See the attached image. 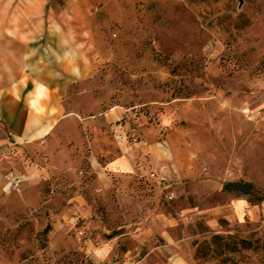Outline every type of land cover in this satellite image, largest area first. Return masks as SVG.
<instances>
[{
  "label": "rangeland",
  "instance_id": "1",
  "mask_svg": "<svg viewBox=\"0 0 264 264\" xmlns=\"http://www.w3.org/2000/svg\"><path fill=\"white\" fill-rule=\"evenodd\" d=\"M74 2L90 75L0 132V264H264V0Z\"/></svg>",
  "mask_w": 264,
  "mask_h": 264
},
{
  "label": "crops",
  "instance_id": "2",
  "mask_svg": "<svg viewBox=\"0 0 264 264\" xmlns=\"http://www.w3.org/2000/svg\"><path fill=\"white\" fill-rule=\"evenodd\" d=\"M0 0V132L17 141L51 131L62 114L57 86L90 75L91 30L75 0Z\"/></svg>",
  "mask_w": 264,
  "mask_h": 264
},
{
  "label": "built area",
  "instance_id": "3",
  "mask_svg": "<svg viewBox=\"0 0 264 264\" xmlns=\"http://www.w3.org/2000/svg\"><path fill=\"white\" fill-rule=\"evenodd\" d=\"M7 182L11 188L17 189L20 187L22 180L18 175L11 173L7 176Z\"/></svg>",
  "mask_w": 264,
  "mask_h": 264
},
{
  "label": "trees",
  "instance_id": "4",
  "mask_svg": "<svg viewBox=\"0 0 264 264\" xmlns=\"http://www.w3.org/2000/svg\"><path fill=\"white\" fill-rule=\"evenodd\" d=\"M241 186V184H235V183H230V184H227L226 186H225V188H224V190H229V189H231V188H238V187H240ZM247 186V185H246ZM245 186V187H246Z\"/></svg>",
  "mask_w": 264,
  "mask_h": 264
},
{
  "label": "water",
  "instance_id": "5",
  "mask_svg": "<svg viewBox=\"0 0 264 264\" xmlns=\"http://www.w3.org/2000/svg\"><path fill=\"white\" fill-rule=\"evenodd\" d=\"M239 1H240V3H242L243 0H239Z\"/></svg>",
  "mask_w": 264,
  "mask_h": 264
}]
</instances>
